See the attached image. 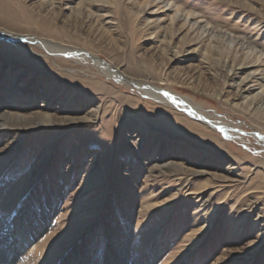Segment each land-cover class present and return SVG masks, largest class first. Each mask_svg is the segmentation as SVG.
<instances>
[{"label": "rangeland", "instance_id": "1", "mask_svg": "<svg viewBox=\"0 0 264 264\" xmlns=\"http://www.w3.org/2000/svg\"><path fill=\"white\" fill-rule=\"evenodd\" d=\"M99 1L91 6L92 11L100 8L97 22L86 17L92 12L87 1L83 15H78L74 9L80 0H55L52 11L41 6L42 0H0V30L42 36L71 49L86 48L110 65H123L128 77L192 99L205 115L246 135L228 139L121 84L92 63L66 62L34 44L0 40V114L6 101H14L15 111L22 114L44 109L45 94L56 85L76 96L50 103L49 112L58 118L69 111L72 118H84L100 107L98 116L86 122L63 128L39 126L22 136L17 133L22 123L1 121L19 126L11 128L10 135L0 133V220H7L0 233L9 239L19 218L21 223L42 225L39 241L49 242V249L38 255L14 249V260L264 264V145L252 136L264 133L224 102L226 96L236 95L223 84L228 71L219 63L209 65L189 46L197 35L199 41L227 52L234 38L253 47L255 55L264 53V0ZM242 1L247 6H241ZM146 6L148 13L138 16ZM188 15L195 32L184 26ZM36 18L44 19L49 28L36 24ZM186 77L194 79L193 85L180 83ZM165 79L170 83L162 82ZM14 81L18 90L30 89L11 99ZM221 89L226 95L220 100L216 95ZM144 130L147 137L137 148L133 140ZM162 158L203 163L213 174L229 179L153 170Z\"/></svg>", "mask_w": 264, "mask_h": 264}, {"label": "bare ground", "instance_id": "2", "mask_svg": "<svg viewBox=\"0 0 264 264\" xmlns=\"http://www.w3.org/2000/svg\"><path fill=\"white\" fill-rule=\"evenodd\" d=\"M61 1V0H60ZM88 2V9L92 11L93 8L91 6L95 5L96 3H99L101 1L99 0H80L78 6L76 9H74L75 13L78 15H83V6L87 4ZM155 1V0H153ZM226 1V0H224ZM168 1H160L159 4L167 3ZM241 6H247L245 2H239ZM55 0H42L41 6L43 8L47 7V9H50L51 11L54 9ZM89 11V10H87ZM100 8H96V11L93 10L92 12L89 11V14L87 19H97L96 21L99 22L100 18ZM143 13H148L147 6L144 8V10L137 12V15L140 16ZM179 15V12L175 13V16L173 17L172 21L175 22L177 19L176 17ZM190 18V15H188L184 20V26L187 24L189 25V31L195 32L196 31V24L191 25L188 20ZM181 17L178 18V21H180ZM44 20V19H43ZM41 20L40 18H36L33 21H35L36 24L41 26L44 29H48L49 25ZM32 21V22H33ZM150 21V20H149ZM159 31H157V35H159ZM179 34V32L177 33ZM176 34V35H177ZM34 35V34H33ZM162 35V34H161ZM175 35V36H176ZM165 43L168 37V33H165L164 35ZM197 35H193V39L191 40V43L189 46L193 45L194 49L192 52L199 53L201 52L203 55V59L209 63L215 62L222 65L223 69H226L228 73H225L224 75V86L229 89L235 90V97H225V103L230 106L229 108L233 110L234 112H240L242 115L246 116L252 124L257 127L260 131L264 133V60L262 59V56L264 53H261L260 55H255V51L252 50L253 47H244L246 43H244L241 40L231 38V47H229L227 52H224L226 50H221L220 47L212 46L210 42L207 44L206 41H199L196 39ZM173 38L171 37L169 39V42H167L169 45L173 43ZM214 38L212 37V40ZM0 40L10 42L12 44H17L20 42H27L34 44L38 47H42L43 49L47 50V52L54 56V59L59 60H72L75 61L77 64L86 65L88 63H92L95 68L100 69L103 73L110 75L112 78H115L118 80L121 84H125L127 86H130L132 88H135L145 96L151 98L153 101L160 103L164 106L174 108L178 111L183 112L184 114H187L189 117L193 118L194 120L200 122L203 125H206L207 127H210L216 132H220L228 139L233 140H241L246 135L244 131H242L239 128H233L230 127L228 124H225L221 121H217L215 119H212L210 116L208 117L205 115L204 108L196 104L192 99L188 97H180L175 94H173L171 89L161 90L153 88V85L150 83H147L145 81H141L135 78H131L126 76L123 70V65H110L104 61L101 60L99 56L94 54L92 51L86 49V48H68L65 46H62L60 44H56L55 42L48 40L47 38H43L42 36H32V35H25L23 33L19 34H13L9 33V31L0 30ZM210 40V39H209ZM219 40V39H218ZM217 40V41H218ZM214 43V42H211ZM250 45V44H249ZM223 46V45H222ZM225 46V45H224ZM233 47V48H232ZM78 49V50H77ZM183 49V48H182ZM247 50V52H245ZM169 51V48L165 49L163 52L167 53ZM194 53V54H195ZM21 55H24L20 53ZM180 54V53H177ZM63 55V56H62ZM255 55L257 57L253 58L252 56ZM26 56V55H25ZM66 57L62 58V57ZM27 57V56H26ZM251 58L255 59L254 61H249ZM205 62V64H206ZM207 63V64H208ZM221 67V68H222ZM3 68V65L2 67ZM209 68V66H207ZM25 69L21 71V74ZM223 71V70H222ZM75 76L74 74H69V76ZM76 77V76H75ZM82 80V78H80ZM86 79L85 81H87ZM194 80V79H193ZM192 77L184 78L182 79V85L190 86L193 85ZM162 82H166L167 84L170 83L168 79L162 80ZM15 81L11 85L10 92L8 93V97L13 99L16 95H22L26 90L30 88L24 87V92L21 90H18V87L15 86ZM13 86V87H12ZM60 85H56L49 89L47 91L46 98L43 101V104H41V108L43 106L44 109H40V107L37 108L34 112H26V113H19L15 111L14 107V101L7 103V108L4 112L0 114V133H5L6 135H10L12 132L10 131L11 128H14V126L19 125H5L2 124L1 121L9 120V121H17L19 123H22L23 126L18 128L20 130L19 133L21 136L25 135L26 133H29L31 130L37 129L39 126L45 127V126H53L58 128H63L66 125H75L80 122H86L88 119L93 118L95 116H98L100 107L99 106H91L89 109H92L87 113L86 117L84 118H72L73 113L72 112H66L64 117L58 118L57 115L51 114L49 112L50 109V103L54 101L55 98H65L67 99H75V93L69 92L68 89L65 88H59ZM197 87V86H196ZM32 89V88H31ZM39 89V88H38ZM47 88L43 90H46ZM219 91V90H218ZM224 89H221L217 95L216 98L222 99L226 94L224 92ZM16 102V101H15ZM66 103V101L64 102ZM32 104V103H31ZM144 129V128H143ZM254 139H256L258 142L264 145V136L259 134H253L252 135ZM147 137V131L144 130L143 133L139 136L138 140H133L134 143L137 145V148H140L142 144H144L142 141ZM17 143V142H16ZM16 144H12V147H16ZM144 148V147H143ZM173 157V156H172ZM175 158V157H173ZM173 158L169 159L168 161L164 160V158L156 161L152 167V169H158L162 171V169H168L169 171L181 173L184 176H193V177H200V176H206L209 175L214 180H218L221 182H227L228 177H220L216 174H213L211 170L208 168L207 165L200 163V164H189L187 165L184 162H177V160H172ZM231 168V166H229ZM201 194H203V191L197 192L196 195H199L198 197H201ZM204 205V204H203ZM149 209H157L153 208L152 206L148 207ZM159 208V207H158ZM2 211L0 209V217H1ZM7 221V220H6ZM4 221V223L0 220V228L3 229L4 225L7 226V222ZM14 229H10L9 234L11 235L9 239L3 237L0 233V264H24L22 261L14 260L15 253L14 249H18L19 251L27 250L28 253H35L36 255L39 254V252L42 251L45 252L47 249H49V242L47 240H43L42 242L39 241L40 236H38L41 231L43 230L42 225L33 226L29 224V222H23L21 223L19 221V218H16L13 222ZM210 227V226H209ZM208 227V228H209ZM1 231V230H0ZM48 232V229H47ZM46 232V233H47ZM45 233V234H46ZM42 235V234H41ZM38 237V242L32 243L31 239H35ZM42 238V237H41ZM11 241V242H10ZM15 247V248H14ZM26 253V255L28 254ZM48 255H51L48 253ZM37 259L33 261L36 262ZM16 261V263H15ZM40 261V260H39Z\"/></svg>", "mask_w": 264, "mask_h": 264}]
</instances>
